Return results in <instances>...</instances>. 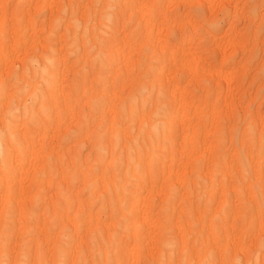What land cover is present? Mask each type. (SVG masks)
<instances>
[{"label":"rangeland","instance_id":"374dc122","mask_svg":"<svg viewBox=\"0 0 264 264\" xmlns=\"http://www.w3.org/2000/svg\"><path fill=\"white\" fill-rule=\"evenodd\" d=\"M0 264H264V0H0Z\"/></svg>","mask_w":264,"mask_h":264}]
</instances>
